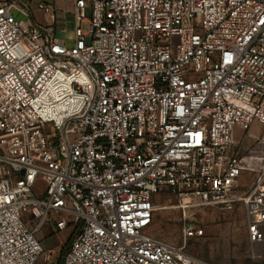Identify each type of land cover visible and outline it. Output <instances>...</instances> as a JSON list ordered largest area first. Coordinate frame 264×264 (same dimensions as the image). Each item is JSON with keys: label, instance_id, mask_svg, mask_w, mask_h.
Segmentation results:
<instances>
[{"label": "built area", "instance_id": "built-area-1", "mask_svg": "<svg viewBox=\"0 0 264 264\" xmlns=\"http://www.w3.org/2000/svg\"><path fill=\"white\" fill-rule=\"evenodd\" d=\"M72 1L68 46L33 16L54 5L0 0V264H51L46 223L62 264H213L187 250L202 228L148 233L163 192L184 218L242 204L264 243V151L233 140L264 124V0Z\"/></svg>", "mask_w": 264, "mask_h": 264}, {"label": "rangeland", "instance_id": "rangeland-1", "mask_svg": "<svg viewBox=\"0 0 264 264\" xmlns=\"http://www.w3.org/2000/svg\"><path fill=\"white\" fill-rule=\"evenodd\" d=\"M24 1L27 4L44 2L54 5L58 12L56 24L58 38H70L73 35L75 16L72 0ZM12 12L21 21H29V17L16 8H13ZM32 12L38 23L50 25V16L41 8H34ZM174 41L178 42L177 37ZM70 43V41L67 42L68 45ZM233 140L239 152L262 153L264 151V124L254 121L247 130L236 127ZM244 177L245 175L242 176V186H250V182H246ZM37 186L43 188L44 184L38 181ZM233 193H242V190H235ZM154 202V220L148 230L150 235L170 244H181L182 229L187 222L204 230L202 236L189 238L188 252L213 264H264V243L253 244L248 240L246 213L242 204L236 205L226 215L220 213L217 205L186 208L184 212L186 218H184L182 210L177 205L176 197L171 193H159ZM35 222L36 220L32 225ZM66 231L54 232L52 226L46 223L36 235L45 249L55 248L51 264L57 261L60 251L69 243L70 234L66 235ZM41 264H45L43 260Z\"/></svg>", "mask_w": 264, "mask_h": 264}, {"label": "crops", "instance_id": "crops-1", "mask_svg": "<svg viewBox=\"0 0 264 264\" xmlns=\"http://www.w3.org/2000/svg\"><path fill=\"white\" fill-rule=\"evenodd\" d=\"M55 7V6H54ZM56 10V9H55ZM56 20H55V22L53 23V21H52V19L51 18H49V21H50V26H52V27H54V29H55V34H56V36L58 37V35H57V17H58V12H57V10H56ZM49 24V23H48ZM61 39H64V41H65V43L67 44V42L68 41H70L71 43H70V45H68V46H71L72 44H73V40H72V36L69 38H61ZM68 39H70V40H68ZM67 232V234L66 235H68V234H70V232L69 231H66Z\"/></svg>", "mask_w": 264, "mask_h": 264}, {"label": "trees", "instance_id": "trees-1", "mask_svg": "<svg viewBox=\"0 0 264 264\" xmlns=\"http://www.w3.org/2000/svg\"><path fill=\"white\" fill-rule=\"evenodd\" d=\"M70 241L71 240H69V243L62 249V251H60L59 257L54 264H62L63 263V259H64V256H65L68 248H69Z\"/></svg>", "mask_w": 264, "mask_h": 264}]
</instances>
